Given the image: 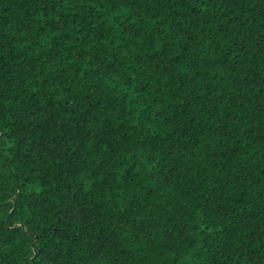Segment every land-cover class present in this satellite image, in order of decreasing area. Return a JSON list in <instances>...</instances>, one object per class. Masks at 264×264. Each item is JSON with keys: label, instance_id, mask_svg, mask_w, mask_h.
<instances>
[{"label": "trees", "instance_id": "16d2710c", "mask_svg": "<svg viewBox=\"0 0 264 264\" xmlns=\"http://www.w3.org/2000/svg\"><path fill=\"white\" fill-rule=\"evenodd\" d=\"M0 264H264V0H0Z\"/></svg>", "mask_w": 264, "mask_h": 264}, {"label": "snow or ice", "instance_id": "6c2138e0", "mask_svg": "<svg viewBox=\"0 0 264 264\" xmlns=\"http://www.w3.org/2000/svg\"><path fill=\"white\" fill-rule=\"evenodd\" d=\"M2 138H3L2 133H0V139H2Z\"/></svg>", "mask_w": 264, "mask_h": 264}]
</instances>
